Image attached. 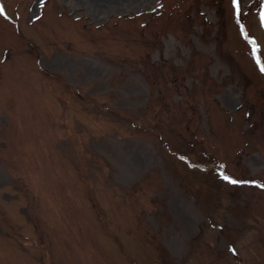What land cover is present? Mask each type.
<instances>
[{
	"label": "rangeland",
	"instance_id": "374dc122",
	"mask_svg": "<svg viewBox=\"0 0 264 264\" xmlns=\"http://www.w3.org/2000/svg\"><path fill=\"white\" fill-rule=\"evenodd\" d=\"M236 3L0 0V264H264V0Z\"/></svg>",
	"mask_w": 264,
	"mask_h": 264
},
{
	"label": "snow or ice",
	"instance_id": "6c2138e0",
	"mask_svg": "<svg viewBox=\"0 0 264 264\" xmlns=\"http://www.w3.org/2000/svg\"><path fill=\"white\" fill-rule=\"evenodd\" d=\"M234 3H236V0H234ZM236 11H237V14L239 15L240 9H239L238 3H236ZM2 15H4V9L2 7H0V16H2ZM262 20H264V16H262ZM253 51L255 52V49ZM257 63L258 64L260 63L259 59H257ZM261 71L264 72V67H261ZM221 176H222V179H224L225 181H227L230 184L235 185V184L241 183L240 181L232 179L231 177H229L228 175H226L224 173H221ZM258 186L264 187V185H258Z\"/></svg>",
	"mask_w": 264,
	"mask_h": 264
}]
</instances>
